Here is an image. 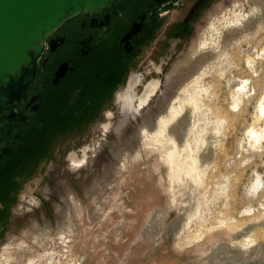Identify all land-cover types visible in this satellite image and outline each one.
Returning <instances> with one entry per match:
<instances>
[{"label": "rangeland", "instance_id": "1", "mask_svg": "<svg viewBox=\"0 0 264 264\" xmlns=\"http://www.w3.org/2000/svg\"><path fill=\"white\" fill-rule=\"evenodd\" d=\"M235 16H250L249 26L218 50L217 34L228 27L230 19L235 21ZM263 49L264 0H211L159 71L153 62L144 61L143 85L157 79L150 99L143 103L138 99L134 105V84L129 82L130 113L122 110L126 100L121 94L122 107H107L105 128H95L84 139L81 136L79 151L57 154L56 148L71 140L57 142L54 158L42 163L31 187H26L29 193L20 195L13 207L11 221L0 236V264H213L214 251L233 245V240L243 241V231L251 224L258 257L260 245L264 246V191L258 198L252 186L260 175L264 187V141L250 147L246 129L251 124L264 128V113L257 115L256 107L264 95ZM148 53L149 48L145 58ZM256 53V67L250 69L246 56ZM203 70L210 88L190 120L206 121L208 129L217 116L225 120L202 183L179 186L181 193L174 207L166 165L157 151L139 146L136 134L143 123L154 122L163 114L175 96L182 95L183 86ZM130 71L129 78L138 70ZM246 76H251L249 88L254 92L250 90L251 96L245 97L234 115L228 114L232 82ZM40 197H45L41 203ZM180 205L190 213L198 206L200 212L178 231L173 224ZM247 206L253 207V212L242 215ZM197 233L201 237L187 244ZM239 253L234 245L216 257L227 258L231 264L257 263L253 255L235 263L242 260L234 257Z\"/></svg>", "mask_w": 264, "mask_h": 264}, {"label": "flooded vegetation", "instance_id": "2", "mask_svg": "<svg viewBox=\"0 0 264 264\" xmlns=\"http://www.w3.org/2000/svg\"><path fill=\"white\" fill-rule=\"evenodd\" d=\"M210 1L122 0L118 11L79 12L46 36L30 81L0 105V236L42 163L54 158L56 149L62 155L79 151L81 136L105 128L107 107H122L120 96L125 94V100L130 96L126 90L132 79L137 105L146 85L156 86L157 81L152 78L143 85L144 61L153 62L159 71ZM131 68L138 71L129 78ZM27 109L32 116L23 120ZM69 138L56 148L57 142ZM40 199L41 203L45 197Z\"/></svg>", "mask_w": 264, "mask_h": 264}, {"label": "bare ground", "instance_id": "3", "mask_svg": "<svg viewBox=\"0 0 264 264\" xmlns=\"http://www.w3.org/2000/svg\"><path fill=\"white\" fill-rule=\"evenodd\" d=\"M235 17H236L235 21L233 19L232 20L230 19L228 27L224 31L217 34L218 40L215 45L218 48V50L222 49L223 45L224 44L226 45L229 41L228 39L230 38L232 39V37L236 32L240 31L241 29L243 30L249 26L250 16H243V17L235 16ZM229 34L230 37L228 38ZM201 44H204V41H201ZM259 53H256V55H252V56L251 55L249 56L248 54V56H246L245 62L250 69H252L254 66L256 67V65L254 64H256L255 61H257L258 59ZM189 60L190 58L186 61V63L189 62ZM247 66L245 67L247 68ZM220 71L218 73H220V75L223 76ZM248 73H251V71H249ZM206 75H207L206 70L194 74V76L190 80L191 82L183 86L182 95H176L174 100L170 102L168 106H166L167 108H165L163 114L162 113L159 114L154 122L143 123L136 134L137 140L139 142V146L142 148L143 147L147 148L151 151H157L159 159L162 161L163 164L166 165L167 177L170 186L169 190L171 192L170 202L171 205L173 206L177 205V201L181 193L179 192V188H178L179 186L183 185V187H185L190 183L192 185H199L202 183L201 176L204 173V171H206V167L208 168L213 160V153H214L213 148L216 146V144L219 141V136H220L219 134L222 128L221 124H223L225 120L223 116L222 117L217 116L214 121V125L209 129L207 127L208 122L206 121L199 124L198 120L192 122L190 120V118H192V114L197 113V111L203 105L202 98H204L203 97L204 94H207V92L209 91L210 82L206 78L207 77ZM247 76L240 78V80L236 84L232 82L233 85H235L234 87L230 85L232 89L230 93L231 94V101L229 102L230 106L228 105L229 108L227 109L228 114L234 115L235 114L234 112L237 109V107L240 106V103L242 101H243L242 103H244L245 97L246 96L248 97L250 95L251 89L249 88V78H251V76L249 78ZM134 83L135 80L132 79L130 81V85H133ZM227 84H229V82ZM154 87H155V82L146 85L145 95L140 99L141 103L149 99V95L154 90ZM257 103L258 105L256 104V107H259L257 108L258 111L257 113H259L257 115H262L264 113V95H262V97L259 100H257ZM122 110L124 113H130V111L133 110V107L131 105V97H127L126 103H124ZM120 126L118 127V129H120ZM262 129L264 128H261V126L257 127L256 125H252V124L250 127H248V129H246V133H247L246 135L248 136V143L250 147L254 148L256 147L257 143H261L264 141V131ZM139 155L140 154L138 152L137 156ZM120 156L121 153L118 152L116 154V157L119 158ZM176 185L177 187H175ZM253 185H254L252 186L254 188L253 192L257 195V197L259 198L263 196L264 187L260 175L256 177L255 184ZM253 210H254L253 207L247 206L241 210V214L249 215L253 212ZM178 212L179 215L177 221L173 224V227L177 228L178 231H180L185 226H188L191 219L195 215H197V213H199L200 211L198 206H196V208H194V212L190 213L188 212L187 207L180 205L178 206ZM186 216H187L186 222L181 226L182 219ZM153 219L155 221L156 219L155 215L152 218V220ZM251 228H252V224L250 226L245 227V230L243 231V235H244L243 241L239 242L233 240L232 243L233 245L230 244L225 246L224 248H220V249L217 248L214 251L215 254L212 256L213 264H231V262H229V259L227 258H222V259L217 258L216 253H220L222 251L227 252L231 248V246L234 245L239 248L241 253L246 254L245 256H241L240 255L241 253L236 254L234 257L237 256L238 258H242V260H239L238 262L235 261V263L249 260V258H251L253 255L257 261L256 264H264V246L260 245L259 250L261 251L258 257H256L255 256L256 253L254 252V249L257 246V242L255 241L253 235L251 234V230H252ZM200 237L201 234L197 233L192 239L188 238L186 240V243L188 244L193 240L199 239ZM180 243L181 242L178 241L179 245Z\"/></svg>", "mask_w": 264, "mask_h": 264}, {"label": "water", "instance_id": "4", "mask_svg": "<svg viewBox=\"0 0 264 264\" xmlns=\"http://www.w3.org/2000/svg\"><path fill=\"white\" fill-rule=\"evenodd\" d=\"M122 0H0V105L30 81L44 39L79 12L118 11ZM32 51V55L29 53ZM25 65L19 75L20 67ZM27 109L23 120L32 116Z\"/></svg>", "mask_w": 264, "mask_h": 264}]
</instances>
